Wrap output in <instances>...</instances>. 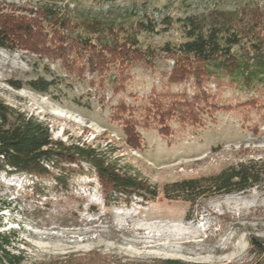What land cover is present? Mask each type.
<instances>
[{
    "label": "rangeland",
    "instance_id": "374dc122",
    "mask_svg": "<svg viewBox=\"0 0 264 264\" xmlns=\"http://www.w3.org/2000/svg\"><path fill=\"white\" fill-rule=\"evenodd\" d=\"M41 0H0L27 9ZM73 15L88 14L127 27L148 20L154 33L137 40L149 61L131 67L109 62L88 69L37 53L0 49V100L47 125L53 141L90 146L128 173L161 189L219 174L239 165L264 168V86L245 88L227 77L202 84L168 80L173 61L164 49L184 42L177 20L212 9L264 8V0H69ZM135 55L131 54L132 59ZM43 79L46 94L25 86ZM20 84L15 90L12 85ZM188 101L192 106L185 105ZM129 132L126 133V129ZM0 172V233L22 264H259L249 239H264V179L244 193L195 205L132 199L107 204L93 176H74L69 192ZM46 187L35 193L36 185ZM30 185V186H28Z\"/></svg>",
    "mask_w": 264,
    "mask_h": 264
},
{
    "label": "trees",
    "instance_id": "16d2710c",
    "mask_svg": "<svg viewBox=\"0 0 264 264\" xmlns=\"http://www.w3.org/2000/svg\"><path fill=\"white\" fill-rule=\"evenodd\" d=\"M68 1L41 0L22 11L0 4V49L37 53L72 66L86 62V67L94 70L109 62L131 67L149 61V52L141 49L137 37L141 33L155 32L151 21L116 26L88 14L73 15ZM177 23L185 41L164 49L173 61L168 80L179 84L192 78L201 91L190 99L206 98L201 86L216 77H227L245 88H252L256 83L264 86V8L212 9L177 20ZM131 54L135 55L133 59ZM25 86L35 93L46 94L52 83L37 79ZM12 87L20 90L22 85ZM186 104L193 105L188 101ZM0 172L22 175L31 183L50 182L51 190L60 194L69 192L72 177L93 176L107 204L132 199L153 202L161 197L192 206L201 199L244 193L259 186L264 179L262 166L246 164L227 168L214 176L184 180L158 189L110 162L104 153L90 146L53 141L46 124L10 108L1 100ZM45 190L46 187L38 185L34 188L40 195ZM9 245L10 234L0 233V264H22V257L6 251ZM248 253L259 264H264V239L251 237ZM74 261L69 264H88L85 259ZM150 264L188 263L166 259Z\"/></svg>",
    "mask_w": 264,
    "mask_h": 264
}]
</instances>
